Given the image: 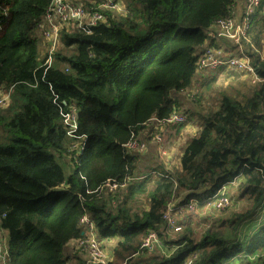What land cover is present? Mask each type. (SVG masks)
Masks as SVG:
<instances>
[{"label":"trees","instance_id":"16d2710c","mask_svg":"<svg viewBox=\"0 0 264 264\" xmlns=\"http://www.w3.org/2000/svg\"><path fill=\"white\" fill-rule=\"evenodd\" d=\"M50 1L0 0V89L9 92L0 108L5 264H82L72 242L86 235L84 214L102 240L116 239L108 264H264V222L242 233L264 211V0L243 44L254 73L201 76L203 48L221 42L209 29L231 17L239 0H130L123 12L82 1L103 20L86 31L62 26L46 68L48 55L39 59L32 33ZM219 74L237 86L206 105L202 92ZM70 110L83 140L66 135L61 113ZM173 115L197 122L177 166L145 167L163 135L159 122ZM141 136L144 154L126 148ZM60 160L72 164L66 179ZM224 185L230 205L221 216L198 237L188 226L168 239L162 217L169 205L203 206ZM150 232L163 254L141 252Z\"/></svg>","mask_w":264,"mask_h":264},{"label":"built area","instance_id":"2783aa9c","mask_svg":"<svg viewBox=\"0 0 264 264\" xmlns=\"http://www.w3.org/2000/svg\"><path fill=\"white\" fill-rule=\"evenodd\" d=\"M261 0H244L240 14L233 15L225 19H219L213 23V26L208 31V36L211 40L219 41L226 39V42L232 44L234 49L226 46H206L203 48L197 60L196 75L211 73L222 69L226 72H244L246 74H253V66L247 55L243 51V44L249 43L248 31L250 29V22L252 15L256 8L259 7ZM124 6L119 5L116 0H103L97 9H106L117 12L125 11ZM103 20V16L97 10L88 12L84 6L77 2V0H51L42 21L38 24L41 38L47 41L49 51L45 61L46 68L51 64V57L53 51L58 46L59 31L62 26L72 24L82 30H87L89 27L95 26ZM259 57L264 60V51L259 52ZM9 100V92L0 89V108L5 107ZM62 123L66 128V135L71 138L84 139L75 135L77 130V123L75 112L73 110L61 113ZM185 121V117L181 115H173L170 118L159 122L162 125H178ZM155 142L157 146L162 145V137L156 136ZM140 144L136 141H130L126 148L128 150L139 149ZM110 190L116 189L115 184H106ZM226 186H221L214 195L211 207L216 211L223 210L230 205V199L225 196ZM208 200V201H209ZM207 201V202H208ZM197 209V202L191 200L186 204L169 205L167 211L164 213L163 227L165 234L175 235L182 231V223L180 218L183 215H194ZM80 226L86 231L83 239H78L72 242V245L81 254L85 256L83 264H108L112 257L111 251L106 250L95 236V230L90 217L84 214L79 221ZM97 235V234H96ZM165 247L163 241L159 239L155 232H150L141 244V252L153 253L154 251H164ZM0 264H3L0 255ZM185 264H193L192 258L188 259Z\"/></svg>","mask_w":264,"mask_h":264},{"label":"rangeland","instance_id":"374dc122","mask_svg":"<svg viewBox=\"0 0 264 264\" xmlns=\"http://www.w3.org/2000/svg\"><path fill=\"white\" fill-rule=\"evenodd\" d=\"M129 1L130 0H116V2L121 6L126 5L127 2H129ZM32 36L39 43V59L41 60L44 57V54H46L49 51V47L48 46L46 47V44L48 42L45 40L43 41V39L41 38V34H40L39 29L35 30L32 33ZM220 41L221 42L218 44H220L222 46L226 45V41H227L226 39H220ZM58 50L61 53H65V50L62 49V47H60ZM68 51L75 53L76 52L75 46L68 48ZM223 73H226V72H223ZM225 75L219 74L216 78L217 83H215L214 86L207 93L205 90L202 92L201 101H204L206 103V105H207V102H209V103L214 102V97L217 98L216 95H217L218 91H224L227 94L233 93L232 88L237 86L236 82L232 81L229 78H226ZM184 125L185 126L184 127L182 126L181 129L179 130V132H178V129H179L178 125H173V126L162 125V127L160 128L159 131H161L163 135H159V134L156 135V136L162 137V145L159 147L157 146L155 150H152L151 155L147 154V157L142 161V164L145 167H149V166L155 167V165L160 164V165H163L164 167H166V169H168L167 171L173 170V168L177 166L179 156L182 152V148L187 143L192 132L195 130L197 122L186 120ZM141 137H142V140H144V141H141V143H140L141 148L138 147L139 148L138 150H140L141 153L144 154L145 151L148 149V145L146 143L148 141H146L143 138L144 136H141ZM64 163H65V161L60 160L59 164L62 166L63 175H64V178L66 179L69 176V173L72 169V164L66 165ZM236 183L234 182V185ZM225 188H226V190H225V194H226L227 193V186ZM233 189H235V188H233ZM114 191H115V189H114ZM212 202H213L212 200H209L203 206H201L199 203H197L196 212L194 215H192L193 219L191 217L188 220L187 225H185V222L182 223V230L184 228L190 226L191 227L190 229H192L194 234H195L194 236L198 237L200 235V233H202L204 231V229H206L210 225V221H212V217L218 218L219 216H221L220 212H222L226 208L223 210H217L216 211L213 207H211ZM261 212H263V211L259 212L260 217L257 218L259 224L264 222V220H263L264 214ZM181 218H182V216H181ZM250 232L251 231H248L247 233H250ZM176 235H178V233L175 235H166V236L168 237V239L169 238L174 239ZM243 235H246V233H243ZM95 236L98 238L99 242L101 244H103L105 251L106 250H109V251L112 250V247L115 244L116 239H114L112 241L105 242L104 240H102L98 236V234L97 235L95 234ZM0 237H1V233H0ZM245 239H246V237H243L242 241H244ZM80 256L83 258V254ZM63 257L64 256L62 255V258Z\"/></svg>","mask_w":264,"mask_h":264},{"label":"crops","instance_id":"0c3cea01","mask_svg":"<svg viewBox=\"0 0 264 264\" xmlns=\"http://www.w3.org/2000/svg\"><path fill=\"white\" fill-rule=\"evenodd\" d=\"M82 1H91V0H77V2H79V3H81L82 4ZM243 0H239L238 1V3L235 5L236 7L233 9V12H234V14L233 15H236V16H238L239 14H240V11H241V8L243 7L242 6V4H243ZM124 7L126 6V5H123ZM226 47H230V48H232L233 46H232V44H230L229 42H226V45H225ZM239 181V178H237L236 180H235V183L236 182H238ZM172 205H176V204H172ZM261 213H263L264 214V211L263 212H261ZM198 214V213H197ZM258 215L255 217V219H253V220H251V221H249V223L247 222V224L246 225H244V227H243V232L242 233H246V235H250V233H247L248 231H252L253 230V228L256 226V225H258L259 223H258V220H257V218L258 217H260V215H259V213H257ZM192 217V215L191 214H186V215H183L182 216V218L180 219V222H185V225H187V222H188V220L190 219ZM213 218V217H212ZM263 218H264V216H263ZM262 218V219H263ZM192 219H193V217H192ZM1 233V237H0V255H1V258H2V261H3V264H5L6 263V255H5V248H6V241H7V233L6 232H0ZM153 253H157V254H163L164 253V251H154ZM82 255V254H81ZM85 258V256L83 255V258L82 259H84ZM83 264V263H82Z\"/></svg>","mask_w":264,"mask_h":264}]
</instances>
